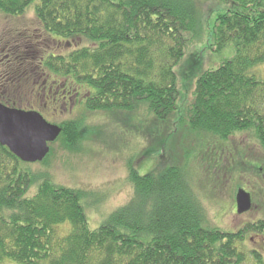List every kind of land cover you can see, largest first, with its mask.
<instances>
[{
	"label": "trees",
	"instance_id": "obj_1",
	"mask_svg": "<svg viewBox=\"0 0 264 264\" xmlns=\"http://www.w3.org/2000/svg\"><path fill=\"white\" fill-rule=\"evenodd\" d=\"M206 1L217 3L204 7L208 16L201 0H0L6 16L32 10L43 35L63 46L41 59L48 76L67 83L89 111L124 115V132L148 143L140 160L159 158L150 173L130 171V202L91 229V194L34 173L0 144V264H264L241 248L247 233L264 234V221L237 233L211 226L207 185L194 184L168 144L176 132L167 131V119L182 112L188 131L207 138L204 177L237 159L260 168L228 141L245 133L264 152V80L252 73L264 64V0ZM204 35L211 50L231 48L233 57L215 69H205V54L186 60ZM140 109L154 117L140 121L141 132L132 126ZM82 126L59 124L56 141L75 151Z\"/></svg>",
	"mask_w": 264,
	"mask_h": 264
},
{
	"label": "rangeland",
	"instance_id": "obj_2",
	"mask_svg": "<svg viewBox=\"0 0 264 264\" xmlns=\"http://www.w3.org/2000/svg\"><path fill=\"white\" fill-rule=\"evenodd\" d=\"M206 5L214 7L217 3L201 0L199 8L205 11L204 16H208L207 9L204 8ZM62 47L43 35L32 10L18 17L0 13V96H3L1 99L12 100L17 104L22 103L23 98L14 96L16 94L12 92L16 90L18 84L16 81L11 82V77H17L26 68L27 76L30 78L28 80L30 85L27 83L26 89H31L33 83L38 82L42 77L39 75L46 74L43 69H40L41 59L48 54H57L63 49ZM68 49H71L70 46L66 50ZM199 54H205V69H215L222 62L233 57L231 48L220 53L211 50L207 35L189 45L185 59L189 60L191 55ZM37 67L40 68L36 75ZM32 71H34L33 78ZM252 73L264 80V64L255 67ZM62 83L67 89V83ZM21 85L24 86V83L22 82ZM184 92L183 90V95ZM70 98L72 101H68L63 107L61 103L53 102L47 109L41 108L42 106L36 102L39 106L36 111L47 122L57 126L66 121H82V137L76 150L69 151L61 142L55 141L50 145V154L46 162L33 164L30 169L34 173H47L56 185L91 194L85 213L90 228L97 229L115 210L126 206L132 199L134 192L129 182L130 171L137 170L140 175L150 173L149 171L154 169L159 158L151 156L140 160L148 143L139 133L133 135L124 132L120 124L121 116L126 118L124 115L120 116V120H116L112 114L91 112L86 109L83 100L80 103L79 94ZM31 100H26V104ZM12 101H10L11 104ZM187 105L188 99L183 100L180 104L181 110ZM152 119L154 117L147 111L140 109L133 122L135 125L132 126H137L141 132L140 129L143 127L140 121L150 122ZM167 120V131L176 132V135L168 141V144L174 147L175 156L179 162L188 166L194 184L201 188L205 183L211 194L210 202L204 200L210 225L220 230L237 233L250 224L264 221V152L249 137L250 135L243 133L233 136L228 144L231 145L233 153L245 154V157L250 160L254 159L260 168L253 172L248 166H253L251 161L245 165L242 161L239 163L234 156L237 160L232 161L228 168L226 163L219 171H211V175L204 177L205 166L201 164L202 158L199 157L203 156L202 149L206 145L207 138L188 131L182 112L170 116ZM129 128L133 130L131 126ZM154 172L158 173L156 170ZM239 190L249 193L252 199L253 208L244 215L237 214L236 195ZM199 191L206 192L204 189ZM65 230L62 232H67ZM241 248L245 252L259 253L264 261V234L247 233ZM248 263L255 264L251 258Z\"/></svg>",
	"mask_w": 264,
	"mask_h": 264
},
{
	"label": "water",
	"instance_id": "obj_3",
	"mask_svg": "<svg viewBox=\"0 0 264 264\" xmlns=\"http://www.w3.org/2000/svg\"><path fill=\"white\" fill-rule=\"evenodd\" d=\"M61 135V128L50 124L38 112L24 111L0 102V144L22 162L41 163L49 155L50 145ZM237 214L252 209L251 195L239 190L236 195Z\"/></svg>",
	"mask_w": 264,
	"mask_h": 264
},
{
	"label": "flooded vegetation",
	"instance_id": "obj_4",
	"mask_svg": "<svg viewBox=\"0 0 264 264\" xmlns=\"http://www.w3.org/2000/svg\"><path fill=\"white\" fill-rule=\"evenodd\" d=\"M40 67H37V70L43 69L42 68V64H39ZM44 71V69H43ZM34 71H32V78H33V73ZM38 74V72L36 73V75ZM45 74V71H44ZM46 75V74H45ZM39 75L42 76L39 78L38 82H34L33 87L31 89H26V84L28 83L30 85V81H28L30 78L27 76V72H26V68L25 70H23V72H21L19 75L16 76H12L11 77V82L16 81V83L18 84V87L16 88L15 91H12L13 93H15L16 95L14 96H21L23 98L22 103L17 104L15 101L12 102L13 105L16 106L18 109H22L24 111H34L37 112V108L39 106H42L41 108H45L47 109L48 107H50V104L54 103H61V106H65L68 101H72V98H70L71 96H76L77 94H74L73 92H68V90L66 88H64V86L62 85V81L57 79V78H52L48 75ZM24 83V86H20L21 83ZM20 83V84H19ZM1 93V90H0ZM12 95V94H11ZM13 97V96H12ZM28 99H32L31 101H29L26 104V100ZM70 99V100H69ZM36 102L39 103V106L36 105ZM80 103H82V100L80 101ZM74 104V103H73ZM62 109V108H61ZM39 110V109H38ZM39 113V112H38Z\"/></svg>",
	"mask_w": 264,
	"mask_h": 264
}]
</instances>
